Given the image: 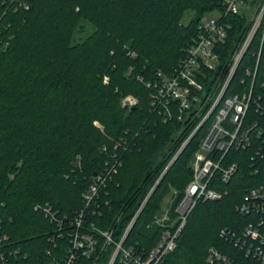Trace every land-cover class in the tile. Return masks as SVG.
Instances as JSON below:
<instances>
[{
  "label": "trees",
  "instance_id": "16d2710c",
  "mask_svg": "<svg viewBox=\"0 0 264 264\" xmlns=\"http://www.w3.org/2000/svg\"><path fill=\"white\" fill-rule=\"evenodd\" d=\"M224 1L0 0V257L7 264L60 260L76 229L96 246L74 263L107 264L113 245L100 231L119 240L134 216L124 246L143 257L155 246L168 226L153 217L162 190L176 191L168 211L175 218L206 126L185 143L198 123L194 114L179 119L173 110L164 120L153 109L157 73L171 75L200 19L222 10ZM187 10L193 15L184 23ZM243 20L234 17L236 34L223 57ZM259 47L255 41L245 52L227 93ZM263 79L264 45L256 81ZM127 95L137 98L134 106L122 105ZM250 116L264 122V115ZM255 147L227 151L222 161L235 162L236 171L227 181L212 180L221 196L197 200L161 264H200L209 247L240 260L243 251L231 235H240L249 217L238 206L264 178V157L254 156ZM97 175L104 185L86 207L83 194Z\"/></svg>",
  "mask_w": 264,
  "mask_h": 264
},
{
  "label": "built area",
  "instance_id": "2783aa9c",
  "mask_svg": "<svg viewBox=\"0 0 264 264\" xmlns=\"http://www.w3.org/2000/svg\"><path fill=\"white\" fill-rule=\"evenodd\" d=\"M243 3H247L246 11L240 9ZM240 15L244 16V20L238 38L233 39L232 48L223 57L225 42L236 34H231L235 23L233 19L240 18ZM255 41L260 43V47L252 52L253 63L242 64L243 74L239 76L238 88L227 93L245 52ZM263 45L264 0H225L222 10L200 19L196 35L171 75L165 76L158 71L160 81L154 85L153 109L161 111L164 120L172 117L173 110L177 111L179 119L184 118V114H187L186 118L194 114L193 120L198 123L185 143L200 126L205 123L206 126L191 160V179L174 209L176 216L173 222L164 227L160 239L144 257L137 254L131 245L123 244L135 216L119 240H114L110 231H100L105 237V244L113 245L107 264H113L115 260L121 264H161L162 257L176 247V238L197 200L221 196L210 187L212 180L217 176L227 181L236 171L235 162L222 161L227 151L231 147L245 148L254 144V156L264 157V122L250 116L251 111L264 115V79L256 81ZM137 101L136 97L127 95L122 99V105L134 106ZM106 172L109 173V170ZM253 172L256 173L257 169ZM104 182L105 177L97 175L95 182L87 188L83 194L86 207ZM144 204L145 200L136 215ZM238 209L249 217L240 235H231L234 245L243 251L240 260L230 258L216 247H209L200 264H264V178L244 193ZM45 211L48 213L47 208ZM81 216L82 213H79L75 219L77 226L81 224ZM51 219L57 218L52 214ZM225 233L226 230H222V234ZM69 242L65 256L52 264H75L79 254L90 256L95 251L94 237L80 230L71 233ZM0 264H7L2 256Z\"/></svg>",
  "mask_w": 264,
  "mask_h": 264
},
{
  "label": "rangeland",
  "instance_id": "374dc122",
  "mask_svg": "<svg viewBox=\"0 0 264 264\" xmlns=\"http://www.w3.org/2000/svg\"><path fill=\"white\" fill-rule=\"evenodd\" d=\"M251 1V0H248ZM247 3L240 4V9L242 11L247 10ZM216 11H213L212 13L209 14H215ZM193 15V11L187 10L185 11L182 21L184 23H187L190 19V17ZM176 191L174 190L173 186L171 185H166L164 189L162 190V196L160 199V204L159 208L157 211L154 213V218L156 222L163 223L165 225H170L173 222V218L169 216V207L171 206L172 202V196L174 195Z\"/></svg>",
  "mask_w": 264,
  "mask_h": 264
}]
</instances>
